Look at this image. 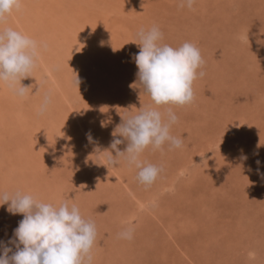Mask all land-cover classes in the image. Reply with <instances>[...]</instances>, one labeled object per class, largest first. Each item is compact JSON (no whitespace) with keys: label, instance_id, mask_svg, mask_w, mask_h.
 <instances>
[{"label":"rangeland","instance_id":"obj_1","mask_svg":"<svg viewBox=\"0 0 264 264\" xmlns=\"http://www.w3.org/2000/svg\"><path fill=\"white\" fill-rule=\"evenodd\" d=\"M144 1L137 0L140 7L150 10L149 17L144 18L142 14L141 18L140 14L139 27L147 30L158 26L163 33L162 43L172 47L193 43L204 61L198 72L203 71L205 75L193 83V103L158 109L165 112L170 107L175 112L178 122L170 131L183 138V146L170 150L166 144L163 150L153 151L150 146L145 149L140 157L142 163L162 168L149 187L139 183L138 169L134 166L121 162L114 172L103 156L96 155L86 133L90 132L95 142L106 140L105 147L111 151L112 133L126 113H135L151 103L139 88L131 87L138 81V71L129 72V79L124 78V88L120 89L122 93L115 92L119 99L116 105L109 101L100 105L95 101L93 108L89 107L91 112L84 116L81 110V119L71 120L72 124L76 122L74 128L68 129L73 143L66 141L67 146L62 150L60 143H54L61 139L63 131L60 128L52 131L59 135L55 134V140L50 139L45 144L47 152L54 149V153L48 155L52 158L37 176V182L33 178L36 184H32L31 191L28 190L29 180L24 186H19L16 179L14 182L18 172L12 163V149L9 148L4 158L0 155L3 160H0V192L20 191L54 206L65 200L70 206H78L82 217L94 222L97 230L91 264H264V0H195L192 9L180 7V0ZM151 2L163 4V8L157 4L155 8ZM153 6L154 12H151ZM165 8L169 11L179 8L178 19L174 15L173 20L172 13L168 14ZM140 9L137 11L141 12ZM130 42L124 45L126 53L134 59L136 49L134 45L130 47ZM220 62L222 67H218ZM40 67L44 65H39L37 60L31 76L21 83L45 87L50 82L49 74ZM123 69L121 65L116 70L121 73ZM74 94L78 95L75 90ZM13 98L20 97L13 94ZM70 99L71 106L59 108L69 111L72 106L77 108L86 101L79 96ZM93 104L100 105L99 109ZM235 117L240 118V124L229 132ZM227 140L232 142L228 145ZM4 145L0 143V148ZM126 146L127 141L118 147L124 150ZM229 146L233 149H229L226 156L224 151ZM199 152H204L205 156L195 160L193 156ZM111 154L115 157L114 151ZM216 155H224V159L219 160L220 167L218 162L217 166L211 163ZM242 156L247 159H241ZM25 162L31 163L32 159L26 158L21 163L25 166ZM181 164L184 172L178 174ZM122 166L127 167L125 174ZM165 184L169 188L162 192ZM135 197L142 201L149 199L148 212H154L157 203L166 207L155 214H144L143 209L127 219L123 217L126 210L134 211L137 206ZM22 219L20 214L11 215L7 204L0 206V241L6 243L12 238ZM126 228L134 229L131 240L119 238L118 234ZM106 239L110 240L111 251L117 252V256L106 254L102 249V241Z\"/></svg>","mask_w":264,"mask_h":264},{"label":"bare ground","instance_id":"obj_2","mask_svg":"<svg viewBox=\"0 0 264 264\" xmlns=\"http://www.w3.org/2000/svg\"><path fill=\"white\" fill-rule=\"evenodd\" d=\"M65 1L66 5L68 4L67 6L64 4ZM156 4L159 5V3H152L154 6ZM162 5L161 8H163ZM154 6L151 12H154ZM139 7L137 0H22L21 10L14 11L7 17L3 24H0V30L10 27L28 35L38 42L41 46L40 56L38 58L39 65H44V67L40 68L48 72V81H50L45 87H38L35 84L31 85L30 95L21 99L13 98V91L4 85H0V143H5V145L0 148V155L4 158L9 152V148L12 149V163L17 166V169H15L18 172L16 173L17 175L15 174L14 176V182L16 179V182L18 181V184H20L19 186H24L29 180L31 184H29L30 187L28 190L31 191L33 188L32 184H36L33 182V178H36L35 182H37V176L40 175L43 167L49 164L48 162L52 157L48 155H53L54 149L48 151V153L47 150L49 149H47L48 147L45 143L50 139L55 140V134L59 135L56 131L55 134L52 131L58 128L63 131L64 135L61 134V139H59V141L55 140L54 143H60L58 145H60L63 150L66 148L65 146H67L66 141H71L72 138V135H68V129L74 128L76 125L75 123L81 119V110H83V115L85 116V114L91 112L92 109L90 108H93L91 105L95 101L99 102L100 105H103L105 101H109L112 105H116V102H119L117 98L118 94L115 92L121 94V90H123L122 88H124L123 86L125 85L124 78L127 81L129 79V72L135 74L136 71H138L134 59L126 53L127 48L125 45L131 41L130 47L133 45L135 46V54L139 52V46L136 44L137 41L134 39V36L141 28L139 26L142 24V22H140L142 20L140 18H138L140 19L138 20L137 17L141 14L142 18L143 14V17L147 18L149 17L148 11H150L147 8L140 7L142 8L140 9ZM155 8L158 7L155 6ZM138 9H140L141 12L137 11ZM158 10L160 12V9ZM158 10L155 11V13H158ZM165 11H168V14H173V16L172 14L170 16L173 20L175 19L174 15L177 16L176 19H178L181 13L179 8H177V10L172 8L171 11L165 8ZM176 13H178V15ZM158 17L160 16L158 15ZM162 17L165 18L167 16ZM170 17L168 19H170ZM224 23L226 22H223V24ZM233 53L232 55H234ZM223 54L224 53L221 55ZM218 58L220 59L222 57L218 55ZM224 61H226V59ZM222 64L223 63L220 62L218 67H222ZM121 65H124V69L120 73L116 69ZM38 71H40L39 68ZM73 74L81 80L78 90L72 85V80L74 79ZM74 90L78 95L74 94ZM45 96L50 97L49 107L43 115H38L39 106ZM75 96H79L81 100L86 99V101H83L81 106L77 108L72 106V109L69 111L63 108L65 109L64 111L69 114L63 112V109L59 107L61 105L71 106L70 98H74ZM28 97L33 100H28L27 102L25 99H29ZM113 98L117 99V101ZM53 103H56L57 106H53ZM100 105L95 104L94 106H97L96 108L99 109ZM20 107H22V109ZM25 108L28 110L25 111ZM84 111H86V113ZM67 115H69L70 118H68ZM239 119L240 118L235 117L231 121L232 125L229 128V132L234 131L237 123L240 124ZM71 120H75L76 122L72 124ZM16 134H18L20 138L17 137L18 135ZM99 141L101 142V140L98 139L96 143H92L95 149ZM230 141L231 140H227L226 144L229 145L232 142ZM100 142L99 145L103 144V146H101L102 150L106 149V140L104 143ZM229 147L230 148L226 147L224 151L226 152V156L230 153L229 149H233V147ZM17 152L21 155L16 157L15 154H17ZM76 152H78V150H76ZM102 156L103 155H101V157ZM204 156V152H199L193 157H195V160H201ZM223 156L216 155L211 161L212 165L217 166L218 164V167H220L219 160L220 158L224 159ZM59 157L61 158V156ZM26 158L32 159V162H25L24 166L21 162ZM63 158L62 160H64ZM0 160H2L1 157ZM2 164L4 163L2 162ZM114 167L116 168L112 170L115 172V169L118 170V166ZM122 167L125 174L127 167ZM15 169L13 168V170ZM183 172V165L181 164L178 168V174H183ZM7 175L11 174L7 173ZM116 175L118 176V174ZM118 177L121 182H123L122 184H125V180L120 176ZM20 179L24 180L23 183ZM168 188L169 185L165 184L161 187V190L164 192ZM135 201V206H137L136 208L134 207V211L126 210L123 217L131 219V215L143 209L145 210L143 211L144 214L161 213L163 207H166L161 204L160 206L157 203L154 207V212H152V210L148 212L149 210L146 208L149 199H143L142 201L136 198ZM141 214L143 213L141 212ZM139 233H141V231ZM109 242L110 240L107 239L102 241V244L104 243L102 249H105L106 254L112 253V256H117V252L111 251L112 249L110 246L112 244ZM91 255L95 257L94 252H92ZM96 256L99 257L97 254Z\"/></svg>","mask_w":264,"mask_h":264},{"label":"clouds","instance_id":"obj_3","mask_svg":"<svg viewBox=\"0 0 264 264\" xmlns=\"http://www.w3.org/2000/svg\"><path fill=\"white\" fill-rule=\"evenodd\" d=\"M195 0H180V7L192 9ZM22 0H0V24L14 11H20ZM139 52L134 55L138 69V81L131 87L139 88L151 101L135 113H126L113 132L114 139L108 149L97 144L96 155H103L108 167L116 168L121 162L138 169L137 179L145 187L151 186L162 168L142 163L140 157L145 149H179L183 138L171 134L178 117L169 107L165 112L161 106H185L193 103V83L205 73L198 72L204 64L199 48L190 42L178 47L162 43L163 33L153 25L141 28L134 36ZM41 46L36 40L13 28L0 30V85L24 98L31 93L30 85L22 80L31 76L40 56ZM73 72V71H72ZM72 85L78 90L81 80L73 74ZM50 104L45 96L39 106L38 115H43ZM116 137H122L116 138ZM89 142L96 143L91 133H86ZM127 141L124 150L118 147ZM115 152V157L111 152ZM241 159H247L242 156ZM259 163V161H257ZM7 204L11 215L20 214L23 219L6 243L0 241V264H91V251L96 241L94 222L85 220L75 204L67 200L59 206L45 203L31 194L20 191L0 192V206ZM134 229L126 228L119 238L131 240ZM10 245V246H9Z\"/></svg>","mask_w":264,"mask_h":264}]
</instances>
